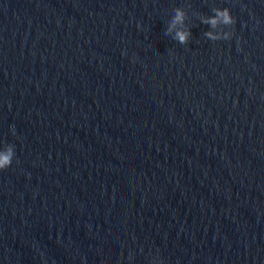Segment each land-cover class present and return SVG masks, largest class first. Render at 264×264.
I'll use <instances>...</instances> for the list:
<instances>
[{"label":"water","instance_id":"95a60500","mask_svg":"<svg viewBox=\"0 0 264 264\" xmlns=\"http://www.w3.org/2000/svg\"><path fill=\"white\" fill-rule=\"evenodd\" d=\"M9 144L0 264H264V0H0Z\"/></svg>","mask_w":264,"mask_h":264},{"label":"clouds","instance_id":"9594fccd","mask_svg":"<svg viewBox=\"0 0 264 264\" xmlns=\"http://www.w3.org/2000/svg\"><path fill=\"white\" fill-rule=\"evenodd\" d=\"M213 15L210 17H205L202 20V23L210 26L213 31H208L205 33V36L210 41H221V40H231L233 33L231 31H227L224 33H218L214 31L220 25L231 28L234 26L237 21L233 17L231 10L228 8L224 9H214ZM186 20V13L177 8L174 10V15L169 22L168 28L166 30L165 35H172L175 30V34L173 39H175L180 44H187L192 35L191 30H186L184 28ZM179 26V27H178ZM15 157V146L14 145H6L4 148L0 149V171H5L11 167L13 160Z\"/></svg>","mask_w":264,"mask_h":264}]
</instances>
